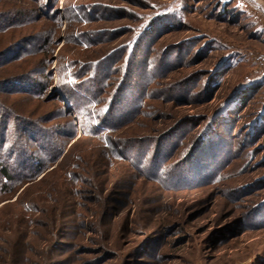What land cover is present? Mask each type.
Wrapping results in <instances>:
<instances>
[{
  "label": "rangeland",
  "instance_id": "374dc122",
  "mask_svg": "<svg viewBox=\"0 0 264 264\" xmlns=\"http://www.w3.org/2000/svg\"><path fill=\"white\" fill-rule=\"evenodd\" d=\"M17 1L0 0V11L21 8ZM27 2L31 26L0 34V51L33 34L50 35L53 42L4 71L6 77L36 73L48 91L41 98L0 93V101L12 116L56 128L62 153L35 182L10 193L0 188V264H264V218L245 222L264 207V132L245 146L238 142L246 137L244 124L264 106V0ZM87 8H93V20L82 21L75 10ZM172 12L178 22L164 29L158 23L154 26L158 16ZM144 25L154 26L153 31L144 36L146 43L138 55L131 57L157 63L171 49H180L181 54L172 57L171 70L156 71L148 106L134 121L121 124L114 137L137 145L170 130L179 119L194 120L181 130L171 153L180 134L165 142L161 149L165 166L176 165L186 155L201 129L241 86L257 85L254 98L239 109L243 116L234 124L242 131L233 136L237 155L207 176L216 180L202 186L166 189L128 163L105 157L102 142L83 131L84 120L93 122L97 106L87 107L86 100L79 98L83 92L77 94L73 83H81L93 95L106 73L116 82L128 46ZM83 36L93 38L95 45L80 43ZM103 57L106 65L119 70L104 66L97 72V84L93 64ZM220 63L223 69L216 71ZM140 68H133V84L142 80ZM212 75L220 85L206 92ZM113 88L102 87L101 99L110 96ZM188 89L191 95L197 93L195 99L185 97ZM64 94L73 96L71 106ZM127 98L128 93L117 105L126 104ZM74 102L84 108L73 110ZM213 140L216 146L202 152L200 164L189 169L210 172L218 159L220 164L228 158L225 141ZM24 141L26 147L42 151L28 145L27 137ZM121 180L128 185L117 186ZM70 183L74 197L64 214Z\"/></svg>",
  "mask_w": 264,
  "mask_h": 264
},
{
  "label": "trees",
  "instance_id": "16d2710c",
  "mask_svg": "<svg viewBox=\"0 0 264 264\" xmlns=\"http://www.w3.org/2000/svg\"><path fill=\"white\" fill-rule=\"evenodd\" d=\"M25 1H39L40 3L41 0H19L17 1V5H21V8L13 9V11H0V34H4L11 29L23 30L26 26H31L32 21L29 16L32 13L27 11L30 7H26L30 3H24ZM93 12V8L82 10L76 9L75 15H78L82 21H91L93 20ZM53 15V17H55L56 14ZM177 17L178 15L174 14V12L168 13L165 16H158L157 19H155L156 21L154 26L158 23L163 29L169 28L175 23V21L178 22ZM153 28H149L147 25H144L136 33L135 38L130 43L131 45L129 44L128 46L129 53L122 68V76L116 82H114L113 79L115 77L110 79L111 77L107 73L104 75L103 80L100 81L101 83L99 82L98 73L104 66H108L109 71L114 68L112 65H106L107 61L105 60L107 57H103L102 60H97L93 64L94 70L96 71H94L95 78H93V81H96L97 84L99 82L100 84L99 88L94 91L93 95L90 94L91 92L87 89L82 88L81 83H73L72 86L75 88L74 90L77 94L79 93V90L83 92L79 98L86 100L87 107H91L92 103H95L97 106V110L93 114V122L88 124L87 119L84 120L83 124L87 125H85L86 127L83 126V131L85 135L102 142L104 145L105 157L108 156L110 159H115L113 161L114 163L117 161L128 163L127 165L130 166V168L136 169L140 174L143 172L148 178L158 182L166 189L199 187L207 184L210 180H216L218 177L213 179L209 178V180H207V176L211 177L213 170L216 171V169L228 165V161H230L233 156L237 155V153H235L237 151H234V146L237 143V140L233 136H235L237 132H239L240 136L242 131L240 127L236 128L234 124L238 119H240V116H243L242 114L240 115L239 112L247 106V101L254 98L255 94L253 93V90L257 85H254L255 83H250L241 86L240 89H238L237 92L227 100L222 108H220L216 114L212 116L209 122L201 129L200 134L196 136L187 149L186 155H184V157H182L176 165H170L168 167L167 165L165 166L164 164H166L167 159L162 158L161 156V149L166 144L165 142L180 134V136L175 137V142L173 141L171 144V153L176 147V142H179L178 139L182 137L180 133L181 130L187 126V124H192L194 120L188 121V119L184 120L185 118L179 119L177 123L170 128V130L160 132L156 138L144 139L141 141V144L137 145H130L129 143L133 142H130L129 139H118L114 137V133L117 132L118 127L121 124L134 121L148 106V102L152 98L154 90L149 86L157 80V74H155L156 71L164 70L163 72H168L174 66L172 63V57L178 55L180 57V49H171L168 52L169 55L161 56L157 63H155L153 59L147 60V57L138 59L135 58L139 53L140 47L142 48L146 43V41L143 43L145 40L143 39L144 36L153 31ZM51 38L52 37H50V35L48 36L44 33L33 34L28 40L26 38L24 42H15L6 48H3L0 51V73L7 68H10L17 61L28 59L36 53L38 54V52L44 51L50 43L53 42L51 41ZM92 40L93 38L83 36L80 37L79 42L85 46H94L95 43H93ZM147 47L146 49L148 51ZM132 53L135 55V57L133 56L134 59L131 57ZM222 64L223 63H220L216 67V71L223 69ZM140 66L141 72L138 76L142 80L139 85L137 83L133 84L131 73L134 67L138 68ZM118 70L119 68L115 67L113 71L118 72ZM6 73L7 72L4 74L1 73L0 75V93H4L6 96L18 93L41 98L45 96L48 91L46 83L38 77L35 78V76H39L36 75V73H24L23 75L21 74L10 77H6ZM144 76L146 77L145 80L142 78ZM189 79L192 82L193 77ZM194 80L195 78L193 81ZM209 80L211 82L210 84L207 82L205 88L206 92L216 89L220 85L218 78L214 75H212ZM108 86H113L114 88L109 94L110 96L102 100L99 95L100 90L102 87ZM185 87L186 85H183V88ZM160 88H163V86ZM127 93L128 98L126 104L124 103L119 107V100ZM188 94L189 95L184 94L185 97L188 100H192L195 99L194 97L197 93H193L191 95L189 92ZM66 95L67 94H64L63 96L70 105L74 101V98L71 95ZM80 102L81 101H79V103ZM103 103L105 104L103 105ZM0 107H2V111H0V188L3 192L10 193L12 191L15 192L22 185L35 182L39 176L46 172L48 166L53 163L56 158H59L62 153V148L58 147L59 139L57 137L58 132L56 128L41 125L42 123L40 121H34L29 117L12 116V112L7 110L8 108L1 105V101ZM73 107V110L79 111L84 108V104L81 103L80 105H77V103L74 102ZM243 129L245 130L244 134L247 138L244 137V139L242 137V141L239 139L238 142H242V146H245L247 144L246 141L249 139L255 140L257 137H260L259 134L264 132V106L256 113H253L252 118L244 124ZM205 136L210 137L205 138ZM26 137L28 145L32 143L33 145L39 147L42 151L38 153L37 151L31 149V146L26 147L24 141ZM213 138L225 141V147L226 150H228L225 155L228 158L225 161L221 160L222 164L218 163L220 160L218 159L216 162L217 165H212L210 172H207L206 170L201 171L200 169L196 170L194 168V170L189 169V165L193 167L198 163L200 164V160L203 159L200 157L203 154L202 152H205L208 149L210 150L211 148L213 149L216 146L213 144ZM226 139L232 140L228 141ZM140 145L143 147H139ZM152 146H154V149L151 150ZM138 147L140 149H138ZM207 168L208 167L206 166L205 169ZM72 175L75 177V173ZM214 176H216V174ZM130 178H133V175H130L129 179ZM173 179L178 181L173 182ZM120 183L125 184L121 185ZM120 183H118L117 186L123 187L126 184L128 185L129 181L121 180ZM73 193L74 189L72 188V183H70V187H67L65 191L67 199L65 203L66 207L63 211L64 214H67L69 211V207L72 203V197H74ZM33 206L35 205L33 204ZM260 217L264 218V207L248 215L245 222L247 219Z\"/></svg>",
  "mask_w": 264,
  "mask_h": 264
}]
</instances>
